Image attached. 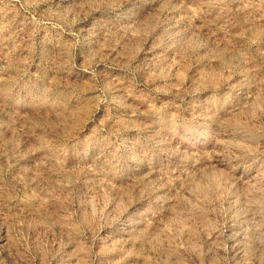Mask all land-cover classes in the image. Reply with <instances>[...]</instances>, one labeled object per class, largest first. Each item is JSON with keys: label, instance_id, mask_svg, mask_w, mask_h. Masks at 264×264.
I'll return each mask as SVG.
<instances>
[{"label": "rangeland", "instance_id": "rangeland-1", "mask_svg": "<svg viewBox=\"0 0 264 264\" xmlns=\"http://www.w3.org/2000/svg\"><path fill=\"white\" fill-rule=\"evenodd\" d=\"M0 264H264V0H0Z\"/></svg>", "mask_w": 264, "mask_h": 264}]
</instances>
